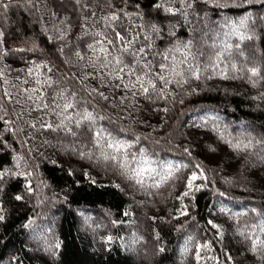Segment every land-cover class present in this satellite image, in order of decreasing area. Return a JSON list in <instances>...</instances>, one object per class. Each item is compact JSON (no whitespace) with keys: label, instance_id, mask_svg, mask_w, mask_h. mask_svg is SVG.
I'll return each instance as SVG.
<instances>
[{"label":"trees","instance_id":"1","mask_svg":"<svg viewBox=\"0 0 264 264\" xmlns=\"http://www.w3.org/2000/svg\"><path fill=\"white\" fill-rule=\"evenodd\" d=\"M155 2L112 0L129 14L143 12L142 19L122 16V25L151 20L160 27L150 34L153 52L192 40V52L201 64L208 57L215 59L218 52L223 56L215 72L209 69L199 80L169 85L166 98L150 103L139 97L133 101L131 116L122 107L110 106L119 105V91L100 88L117 99H93L79 82L94 69L91 61L85 68V61L73 52L78 47L91 56L85 45L92 36L84 33L103 30L97 23L108 11L103 0L99 4L83 0L96 12L87 29L80 25L89 12L66 0L60 15L71 17V28L65 29L64 40L57 38L58 27L64 26L50 15L55 0H32V4L11 0L7 9H0L4 33L0 53L6 52L0 54V70L7 81L0 85L13 92V85L35 87V77H28L27 69L35 67L32 61L46 62L53 71L41 69V78L66 80L78 99L89 101L83 107L105 118L97 121L98 126H118L124 139L139 136L140 143L131 151L146 148L148 159L154 161L146 166L156 170L144 174L143 185L121 176L110 166L112 162L99 158L86 132L79 135L83 126L73 127L78 133L73 137L62 131H37L20 120L13 125L0 121V170H10L0 182V264H264V251L252 252L251 240L246 238L264 239L260 228L253 227L264 219V3L196 0L185 15L171 16L152 8ZM248 14L250 18L241 25L239 21ZM143 33L148 35V29ZM225 43L232 45L228 52ZM174 55L182 58L180 53ZM252 68L257 75L249 71ZM73 73L76 79H67ZM25 79L27 85L22 83ZM84 84L90 90L99 87L101 80L87 78ZM5 106L6 118H14L12 106L7 102ZM24 120L31 117L26 114ZM48 120L59 122L55 116ZM249 141V147L243 148ZM238 142L240 149L233 147ZM169 164L172 175L162 180ZM193 173L198 179L189 189ZM29 183L31 192L26 188ZM16 195L23 199L16 200ZM152 247L154 255L144 256Z\"/></svg>","mask_w":264,"mask_h":264},{"label":"snow or ice","instance_id":"2","mask_svg":"<svg viewBox=\"0 0 264 264\" xmlns=\"http://www.w3.org/2000/svg\"><path fill=\"white\" fill-rule=\"evenodd\" d=\"M68 3H72L74 6H79L81 11H88L89 16L83 17L81 27L87 29L88 20L96 17V12L89 8V6L83 3V0H67ZM196 0H156L151 5L152 8L160 10L163 9L165 13L171 16L177 14L185 15L188 9L193 7ZM205 3L208 0H204ZM245 3L251 2V0H244ZM264 3V0H260ZM11 0L5 2L0 0V9H7ZM29 4H32V0H28ZM100 3V0H97ZM103 3L107 5L108 11L104 12L102 16L97 19V23L103 25V30L94 33L85 31V35H91V42H87L85 47L87 52L91 53V56L82 54L77 49L73 52V55L78 58L79 61H85V68L90 66L94 69V73H99L98 76L94 73L87 74L79 82L83 87V90L87 91L88 96L95 99L98 96L103 101H115L117 97L105 95L100 88H112L120 92L119 105L112 103L110 106L122 107L123 111L128 113V116L132 115V109L135 108L133 101L142 97L144 100L154 103L156 99L166 98L165 92L169 85L177 84L182 85L186 83L188 79L199 80L202 72L211 69L213 72L219 69L220 61L223 56V52L216 53L215 59L208 57L205 64H201L197 59L195 53L192 52L194 47L193 41L178 42L173 44L171 47L166 48L164 51L152 50V41L150 39L151 33H158L160 27L153 23L151 20L146 21L140 25H129L124 26L120 22L121 17L128 15H136L143 18V12L138 11L136 13L129 14L125 11V8H116L112 4V0H103ZM179 4L180 7H175V4ZM66 4V0H55V4L50 12V15L56 18L59 25L64 26L63 28L58 27L60 35L58 39H65V29H70L71 20L70 16H61L60 10ZM126 4V0H125ZM167 5V6H165ZM35 6V5H33ZM137 9H140V4L135 5ZM250 18V14L242 18L239 23L243 25L247 19ZM147 28L149 31L148 35L143 33V30ZM227 35V34H226ZM143 36V41L141 40ZM4 33L0 30V46L3 45ZM245 37L241 36V39ZM49 37V40H52ZM79 40H83V37H78ZM251 39V37H248ZM67 43V42H66ZM239 48V45H236ZM232 48V45L225 43L224 51L228 52ZM17 52L25 51L24 49H15ZM59 52L63 54L64 45L59 48ZM174 53H180L181 59L177 60ZM0 54H6L0 53ZM202 56L203 53H200ZM195 61V63H193ZM68 61H65L67 63ZM35 67H29L27 69L28 77H35V87H25L20 89L16 85L12 87L16 90L13 92L9 88H4L0 85V121L5 125H13L17 120L23 121L31 129L45 130V131H62L65 135H71L77 137L78 133L73 131V127L80 129L82 126L84 131L79 133L83 135L85 132L88 134L90 143L99 150V158L106 162H112L111 167L118 171L119 174L128 180H135L137 184L143 185V176L145 173L151 175L156 170L150 166L154 163L148 159L147 149L139 147L135 152L131 151L136 144L140 143V137L136 136L134 139H124L121 134L123 129L120 127L106 128L104 126H98L97 121L105 119L103 116L94 115L93 111H88L87 107H83L89 103L83 97L77 98V92L67 87L66 80H52L51 76L45 75L43 78L40 76V70L46 69L47 73L53 71L52 67H49L46 62L37 63L36 61L31 62ZM186 67H181L185 66ZM232 70H236V65L232 64ZM252 75H257V69L252 68ZM221 74L224 78H227V72L222 70ZM87 78H98L101 80L99 87H93L90 90L87 85L84 84V79ZM178 78V79H177ZM208 78H211L209 76ZM67 79H76V74L73 73L68 76ZM0 81L7 83L6 78L2 70H0ZM28 80L22 81L23 84L27 85ZM55 85V87H53ZM45 89H52V93L46 94ZM128 101L125 104V101ZM5 102L11 105L13 108L12 117H9L8 108L5 106ZM20 111L17 113L16 108ZM71 110V111H70ZM167 111V109H163ZM33 112L40 113V115L32 117ZM73 113L75 115H73ZM28 115L31 120L25 121L24 116ZM55 116L59 122H49L48 117ZM124 117L121 116V119ZM109 123H114L109 119ZM8 130H13L9 128ZM23 131V129H19ZM251 144H244L243 148H248ZM233 147L240 149L241 143H236ZM22 159V158H17ZM197 167H199L197 165ZM164 165L161 164V171H163ZM167 175L161 177L162 180H166L172 175V166L167 165ZM10 170H0V182L4 180L5 175ZM13 175H23L25 177L30 176L31 173H20L13 172ZM160 175V173H156ZM198 179L197 175L193 173L191 176L188 187L191 189L192 181ZM157 187L159 185H156ZM29 192L32 191L31 184L26 185ZM2 190V189H0ZM189 193L185 192L187 196ZM16 200H22L21 195L15 196ZM256 212V209H252ZM186 214V213H182ZM259 215V214H258ZM0 220H3V216H0ZM212 227H218L212 224V221L208 222ZM260 231L264 233V219H262L259 225ZM243 234V233H241ZM251 240V251L256 252L257 249L264 251V239H260L257 236L255 239L246 237ZM59 247V245H57ZM207 247V245H204ZM230 258V257H229Z\"/></svg>","mask_w":264,"mask_h":264},{"label":"rangeland","instance_id":"3","mask_svg":"<svg viewBox=\"0 0 264 264\" xmlns=\"http://www.w3.org/2000/svg\"><path fill=\"white\" fill-rule=\"evenodd\" d=\"M154 252H155V250H154L153 247H152V249L149 248V250L146 251V254H144V256L145 255H148L149 253H150V256H153L154 255Z\"/></svg>","mask_w":264,"mask_h":264}]
</instances>
